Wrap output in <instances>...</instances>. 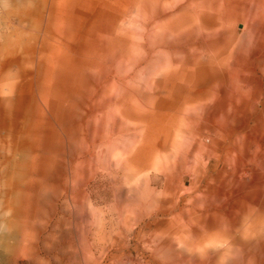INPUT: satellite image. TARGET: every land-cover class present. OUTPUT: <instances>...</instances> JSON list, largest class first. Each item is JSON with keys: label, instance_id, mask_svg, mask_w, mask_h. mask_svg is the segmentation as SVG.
Wrapping results in <instances>:
<instances>
[{"label": "rangeland", "instance_id": "1", "mask_svg": "<svg viewBox=\"0 0 264 264\" xmlns=\"http://www.w3.org/2000/svg\"><path fill=\"white\" fill-rule=\"evenodd\" d=\"M0 264H264V0H0Z\"/></svg>", "mask_w": 264, "mask_h": 264}, {"label": "bare ground", "instance_id": "2", "mask_svg": "<svg viewBox=\"0 0 264 264\" xmlns=\"http://www.w3.org/2000/svg\"><path fill=\"white\" fill-rule=\"evenodd\" d=\"M110 106H111V105H110ZM112 107H113V106H112ZM123 113H124V112H123ZM109 147H110V146H109ZM90 154H91V153H90ZM90 154H89V155H90ZM116 154H117V153H116ZM126 159H127V158H126ZM127 161H128V160H127ZM126 163H127V165H128V164H132V163H128V162H126ZM134 165H135V164H134ZM123 170H124V169H123ZM133 171H134V170H133ZM130 174H131V173H130ZM30 192H31V191H30ZM34 194H35V193H34ZM35 198H36V197H35ZM30 202H31V201H30ZM32 205H34V204H32ZM29 207H30V206H29ZM114 258H115V257H114Z\"/></svg>", "mask_w": 264, "mask_h": 264}]
</instances>
